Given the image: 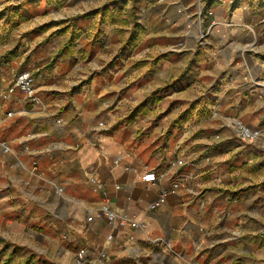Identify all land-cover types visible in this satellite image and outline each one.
Instances as JSON below:
<instances>
[{
	"label": "crops",
	"instance_id": "obj_1",
	"mask_svg": "<svg viewBox=\"0 0 264 264\" xmlns=\"http://www.w3.org/2000/svg\"><path fill=\"white\" fill-rule=\"evenodd\" d=\"M233 3L0 0V264H264V53ZM22 70L36 100L3 96ZM93 176L137 226L87 220Z\"/></svg>",
	"mask_w": 264,
	"mask_h": 264
},
{
	"label": "built area",
	"instance_id": "obj_2",
	"mask_svg": "<svg viewBox=\"0 0 264 264\" xmlns=\"http://www.w3.org/2000/svg\"><path fill=\"white\" fill-rule=\"evenodd\" d=\"M20 89L24 91L31 99L36 100L35 97V86L33 84L32 80V74L29 70H22L18 72L13 80V83L9 86L7 89V92L3 94V96H8L12 92H14L15 89ZM1 108V106H0ZM8 116L12 115V112L7 113ZM226 125L229 126L234 130V132L244 138L249 140H254L259 138L262 135V131L260 129H254L245 124L242 120L233 118V117H227L226 118ZM4 152L9 151V147L7 145H4L3 148ZM35 165H37V162H34ZM157 174L154 171H149L143 176V180L145 182H155L157 180ZM90 182L92 185V190L97 193H101L103 196V203L102 205L92 214H90L87 217L88 221H92L95 217H104L108 221L112 223H117L120 226H123L130 223L131 226L135 227L139 223L136 220L128 219L124 214H120L117 212L110 203V199L108 197L107 191L105 190L103 183L99 181V179L95 176L90 178ZM178 187V184L174 185V189ZM174 189L170 191H174ZM169 193L168 190H164L158 200L151 204V208H155L161 203H163L166 199L167 194ZM65 238H69L68 236H64ZM103 257L105 254H101ZM76 261L78 264H86L88 262L87 259V250L85 248H81L78 250L76 255Z\"/></svg>",
	"mask_w": 264,
	"mask_h": 264
},
{
	"label": "rangeland",
	"instance_id": "obj_3",
	"mask_svg": "<svg viewBox=\"0 0 264 264\" xmlns=\"http://www.w3.org/2000/svg\"><path fill=\"white\" fill-rule=\"evenodd\" d=\"M233 5L240 8H246L245 11L252 13V22L249 28L252 31V48L258 52L264 53V0H234ZM199 12L204 13L203 0H199ZM204 28H201L203 31ZM261 31V41L255 40L258 31ZM204 35V34H202ZM237 118V117H233ZM239 119V118H237Z\"/></svg>",
	"mask_w": 264,
	"mask_h": 264
}]
</instances>
